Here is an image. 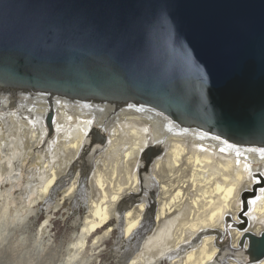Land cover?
<instances>
[{"label":"bare ground","instance_id":"obj_1","mask_svg":"<svg viewBox=\"0 0 264 264\" xmlns=\"http://www.w3.org/2000/svg\"><path fill=\"white\" fill-rule=\"evenodd\" d=\"M0 123L21 145L28 142V150L45 141L37 152L46 160V178L33 205L51 202L60 183L69 186L63 199L91 197L80 232L59 246L46 240L47 257L92 264L116 220L128 242L143 235L145 244L153 228L157 239L168 241L166 248L137 246L140 252L133 261L128 255L126 264H264V257L253 260L248 253L249 234L264 233V145L183 125L135 99L65 97L14 86H0ZM19 161L13 162L18 171L24 168ZM81 166L91 178L69 173ZM2 207L0 236L6 227L28 230L36 215L34 209L12 214L9 203ZM46 228L36 235L42 246Z\"/></svg>","mask_w":264,"mask_h":264},{"label":"water","instance_id":"obj_2","mask_svg":"<svg viewBox=\"0 0 264 264\" xmlns=\"http://www.w3.org/2000/svg\"><path fill=\"white\" fill-rule=\"evenodd\" d=\"M0 86L135 99L264 145V0H0Z\"/></svg>","mask_w":264,"mask_h":264},{"label":"rangeland","instance_id":"obj_3","mask_svg":"<svg viewBox=\"0 0 264 264\" xmlns=\"http://www.w3.org/2000/svg\"><path fill=\"white\" fill-rule=\"evenodd\" d=\"M12 131L11 128L0 123V214L4 210L2 205L9 203L12 214L22 210L23 214L26 215L30 210L34 209L36 215L30 218L28 230L15 228L11 231L8 230L9 227L2 230L0 236V264H64L59 263L54 254L49 257L46 256V253L43 252L46 248V240L49 241L50 247L59 246L62 242L68 240L71 235L80 232V222L88 214V200H91V197H88L86 201L78 198L77 203L75 196L63 199L69 190V186H66L65 183H60L61 185L56 188V193L51 194V202L48 201V197L43 201L39 200L37 204L33 205V201L38 199V192L42 190V184L46 178L43 172L46 160L43 159L44 155L38 154L39 150L45 146V141L42 144L43 147L39 145L36 149L28 150L26 149L28 142L24 141L23 145H21V141L12 137ZM19 160H21L24 168L18 171L13 162ZM77 169L78 167L69 173L92 177L88 171L82 170V166ZM60 175L64 177L66 172H62ZM8 222L11 224L10 227H12V222L10 220ZM15 222L18 223L16 220ZM117 224L116 220L108 224L107 228H112V234L104 243L101 251L96 255L97 257L95 256L96 259L92 264H126L129 258H127L128 255H131L130 261H133L140 252L139 248H142L147 238L143 240V235H136L128 242ZM17 225L19 226L20 224L18 223ZM44 226L47 228L45 231V242L42 246L36 235ZM154 232V228L149 229L147 232L149 237V240L145 243L147 247L151 248L152 242H157L161 248H166L168 241L164 236L157 239L154 236ZM130 247L132 248L128 250ZM173 252H175L173 249H169L167 253L171 254ZM153 261L149 258L147 259V262ZM161 264L171 263L164 260Z\"/></svg>","mask_w":264,"mask_h":264}]
</instances>
